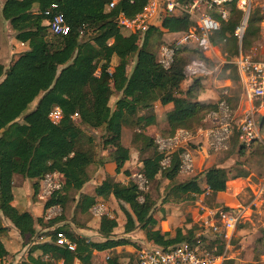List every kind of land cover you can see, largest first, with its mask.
Instances as JSON below:
<instances>
[{"label": "trees", "instance_id": "16d2710c", "mask_svg": "<svg viewBox=\"0 0 264 264\" xmlns=\"http://www.w3.org/2000/svg\"><path fill=\"white\" fill-rule=\"evenodd\" d=\"M108 3L109 0H4L1 5L2 17L13 31L14 40L24 50L13 54L7 65L0 61V262L10 254L3 239L15 248L14 253L29 247L20 264H94L98 261L93 252H107L111 264H121L116 253L132 244L127 236L137 229L143 232L148 243L162 248L193 243L196 241L193 228L185 233L176 228L168 238L161 235L160 224L167 214L164 206L193 203L208 190L204 200L211 207L218 204L217 194L226 190L227 182L220 178L222 170L216 167L178 179L180 155L189 149L187 146L174 152L169 166L163 169V155L157 151L154 138L146 132L153 128L167 138L179 129L193 131L217 110L220 98L215 103L198 100L205 92L202 79H193L186 90L181 88L188 81L183 73L185 64L201 61L211 65L214 61L199 49L180 48L176 50L173 65L165 70L156 62V53L150 47L149 39L153 35L169 37L185 32L191 21L180 12L163 14L161 21L150 26L140 38L119 28L116 17L120 13L135 16L143 9L145 0H122L113 10H108ZM232 8L228 19L221 23V29L212 34L211 41L220 45L225 54L234 55L237 53L234 32L242 13L235 8V3ZM58 14L69 27L66 36L55 35L50 30V22ZM260 20L257 15L249 18L242 40L244 50L257 41ZM110 40L112 44L108 45ZM2 48L0 35V54ZM234 70L239 83L235 67ZM240 96L241 89L235 103L225 98L232 110L237 108ZM34 103V109L24 114ZM157 104L172 105L161 127L157 124ZM54 106L62 111L57 124L48 117ZM126 127L133 129L132 147L140 157L144 155L139 162V173L149 182L161 175L158 210L149 193L142 194L132 182L123 185L109 174H105L93 196L81 193L93 178L89 173L93 165L97 171L114 164L116 174L126 172L132 157L130 148L122 142ZM87 130L102 132V148L109 150L106 157L97 158L93 138L85 134ZM225 152L228 156L236 154L235 167L253 169L259 177L264 176V148L257 139L246 148L239 143L238 136L233 135ZM246 152L248 161L243 160ZM54 172L60 174L63 184L44 203L43 212L59 206L62 213L58 217L44 222L43 215L36 218L13 205L17 181L27 180L36 198L42 179ZM110 198L119 204L125 219L123 223L116 217L95 218L91 214L94 205ZM248 199L242 205H246ZM71 204H74L73 216L88 215L85 223H80L79 219L68 221ZM221 209L232 212L227 207ZM73 224L78 229L98 234L102 241L94 242L74 233L70 226ZM248 224L240 222L237 231L250 230ZM120 226L126 237H115ZM37 227L40 230L55 228L38 235ZM12 229L17 237L11 235ZM58 233L75 244L73 251L56 245ZM39 238L44 240L35 243ZM198 239L206 243V249H224V244L210 232ZM234 240L237 239L234 237L231 244ZM36 252L39 254L35 256ZM263 252L264 235H261L252 251L253 260L259 259Z\"/></svg>", "mask_w": 264, "mask_h": 264}, {"label": "built area", "instance_id": "2783aa9c", "mask_svg": "<svg viewBox=\"0 0 264 264\" xmlns=\"http://www.w3.org/2000/svg\"><path fill=\"white\" fill-rule=\"evenodd\" d=\"M122 0H109L108 10H113ZM235 3V8L240 10L242 17L239 25L235 28L234 35L237 40V53L233 55L230 63L235 67L238 77L241 96L235 110L222 98L217 110L211 112L203 121V125L195 132L179 129L173 136L155 140L158 152L163 155L161 166L163 169L170 164L171 155L178 151L196 136H201L205 140L206 150L212 152L227 151L230 146L231 137L236 130L240 144L249 148L259 137L260 126L257 124L255 114L264 107V45L262 51L257 54L253 51H246L242 48V40L246 30L247 21L250 15V0H145L143 9L133 17L120 13L116 17L119 28L131 34L142 36L150 26L161 21L163 14L180 12L191 21L190 28L182 33L172 35L173 41L170 44H163L156 54V62L165 70L170 69L174 63L177 49L190 48L199 49L208 59H223L220 48L211 41L213 33L221 29V23L226 21L230 15V7ZM50 30L58 36H66L69 27L61 14L55 15L50 22ZM264 38V35H263ZM112 44V40L108 45ZM183 73L187 80L214 78V71L201 61H192L183 66ZM94 75H99L95 72ZM224 95L227 92H223ZM242 115L239 121L236 115ZM49 120L53 124L59 123L62 118V111L58 106H54L49 113ZM210 126H206L205 124ZM193 156L189 150H185L180 155V175H190L194 169ZM133 183L139 191H143L148 183L141 173L131 176ZM60 174L54 172L45 175L42 179L36 199L43 204L51 195L62 187ZM208 190L205 191L207 195ZM142 201V200H141ZM198 219L200 233L194 235L196 241L193 243L183 242L167 248L147 243L137 251V264H228L231 258L227 249L235 237L237 225L240 222L250 223L253 217V203L239 205L229 208L232 212H225L221 207L207 206L203 203V198L198 196ZM228 208V207H227ZM59 206H52L43 213L44 220L61 214ZM91 214L95 218L114 216L107 207L100 203L91 208ZM210 232L216 239L224 244V249L218 251L216 248L206 249V243L198 239L204 233ZM56 245L67 247L73 251L75 244L71 243L63 233H58Z\"/></svg>", "mask_w": 264, "mask_h": 264}, {"label": "crops", "instance_id": "0c3cea01", "mask_svg": "<svg viewBox=\"0 0 264 264\" xmlns=\"http://www.w3.org/2000/svg\"><path fill=\"white\" fill-rule=\"evenodd\" d=\"M0 9H1V5H0ZM169 37L172 38L173 36H169ZM12 41H13L12 43L14 44L17 43L14 40V38ZM3 45H4V42H3ZM10 54H11L10 56H12L15 53H10ZM206 56L209 57L208 55ZM213 60H214V57H213ZM185 84H190V83L187 81L184 83V85H181L182 90H186L190 86V85H185ZM226 86H230V85H203V87L205 88V92L200 94V96L198 97V100L204 103H213V102L215 103L216 101H218L220 96L216 97L215 94L213 93V90H216V88L219 89L220 87L224 88ZM171 106H172L171 104H168L166 106L157 104L155 106V112L156 113L158 112V124L159 123L160 125L165 124V116H166V113L171 110ZM263 123H264V118L262 120L261 125ZM194 142L196 145L191 146V143L193 144ZM200 146L201 148L202 147L204 148V149L202 148L203 153H200L199 155H197L198 156L197 159L200 158V161H197V160L194 161L193 172L190 175L178 174V178H180L181 180H184L186 178L192 177L193 175L203 173L205 169L210 168V167H216L218 169H221L222 172L220 173V178H222L223 180L227 182V187L225 191L217 194L216 203L218 204L217 205L213 204V205L216 207L231 208V207H236V206L244 204L247 201V199L250 198V200L248 199L249 201L246 203V205L249 203L254 204L252 219L254 220V218H256V215H258L259 222H260V223H257L256 221H251L250 224L252 225V227L250 230L236 231L235 238L239 241L236 245L231 244L229 246V248L227 249L228 256L231 258V260H234L235 262H239L240 264H244V263L258 264L259 262L261 264H264V252L260 255L258 260H253V258L250 261H246V259H242V258L240 259V255L243 251L245 253L249 252L253 256L252 251L256 247V239L260 237L261 235H264V220H262L264 217V176L259 177L257 175V172L253 169H248V168L242 169V168L235 167L234 163L238 158L236 155L232 157L233 160H231V157L227 158V157L219 156L220 158L213 157V160L209 158L207 162L206 161L203 162L202 160H205L208 158L207 154L205 153V148H206L205 140L201 136H196L187 145V147H189L190 150L196 149L197 147H199L200 149ZM183 147H186V146H183ZM114 169H115L114 164H107L105 165L104 169L98 170V173L96 174V177H95L96 182L94 183L95 185L93 186L91 191H87V188L85 187L88 184H86L82 188L81 193L93 196L95 188L102 181V179H104L105 174H109L112 178L122 182L121 176L122 175L124 176L125 173L116 174L114 172ZM16 183H17V186L15 190V197H14L13 205L18 209L19 207L24 208L25 210H20V209L19 210L29 211L36 218L42 216L44 213L43 204L39 203L36 198H32L33 192L31 190L29 182L27 180H24L20 182L17 181ZM205 196H206L205 192L199 195V197L203 198V203L207 205L204 200ZM197 199L193 203H188V204L165 205L164 209L166 210L167 214L165 216L164 221H162L160 224L161 235H166V238H168L169 235L172 236L174 234V231L176 228L181 229L182 233H185V231L193 228L194 235L199 234L201 229L199 228L197 224L198 212H199L198 210L199 203ZM110 200L115 201L114 198H110ZM6 225H9V224L6 222ZM11 231H12L11 235L14 237H17V234L15 233V231H13V229ZM75 232L79 234L80 236L87 237L91 241H94V242L102 241L101 236L89 230L77 228V230L75 229ZM136 238H141V235ZM138 240H139V244H143L144 242L145 244L148 243L146 240H142V239L141 240L138 239ZM2 241L10 254L4 260H2L0 264H17L21 259V254L13 256V253L15 252V248L12 247L11 243L8 240L3 239ZM124 248H125L124 249L125 251L131 252L133 256L135 254V258H136V250L132 246L131 247L127 246ZM120 250L121 249H119L118 251ZM105 253L106 252H93V256L96 259L97 257H100ZM130 260H131L130 258H125V259L119 258V260L117 261L122 264L124 261H126V264H131ZM134 262H135V259L133 263ZM58 264H61V262H59ZM108 264H111V263L109 262Z\"/></svg>", "mask_w": 264, "mask_h": 264}, {"label": "rangeland", "instance_id": "374dc122", "mask_svg": "<svg viewBox=\"0 0 264 264\" xmlns=\"http://www.w3.org/2000/svg\"><path fill=\"white\" fill-rule=\"evenodd\" d=\"M4 2V0H0V5H2V3ZM233 11V8H232V5L230 7V13ZM253 15H257L258 17L261 18L260 22H259V32H258V39L255 43H253L249 48L245 49L246 51H253L257 54H259L261 51H262V47L264 45V38H263V35H264V0H250V15H249V18ZM248 18V20H249ZM248 22V21H247ZM247 27V25H246ZM0 35L2 37V40L4 42V48H2V54H0V61L4 63V65H7L10 58H11V54L10 53H17L21 50H23V47L20 46L18 43H12L13 41V31L10 29L9 25H8V22L2 17V14H1V9H0ZM82 37V36H81ZM141 38V36H140ZM82 39V38H81ZM142 40V39H141ZM141 40L139 41V44H141ZM150 47H151V50L154 51L156 54L158 52V49L159 47L163 44V43H166V42H171L173 41V38H170L166 35L162 36V37H158L157 35H153L150 39ZM218 45V44H216ZM220 50H221V54L223 55V59L220 60V59H214L212 61H214L213 63H211V65H207L208 67H210L211 69H213L214 71V78H211V79H207L204 81V85H230V86H226L224 88L220 87L219 89L216 88V90H213V93L215 94V96H220V99L222 98H226V97H229L231 99V102L232 104L235 103V100L236 98L238 97L239 95V91H240V87H239V83H237L236 81V72L234 70V67L233 65L230 63V60L231 58L233 57V53H224L221 49V46L218 45ZM190 49V48H188ZM192 50V49H191ZM12 51V52H11ZM97 72V68L94 69V72ZM193 79H189L188 82L191 83ZM184 85V84H183ZM185 85H189V84H185ZM223 92H227L226 95L223 94ZM116 97L114 98L113 101H115ZM112 103V101H111ZM36 103L34 104H31L27 109L26 111L24 112V114H27L29 112H31L33 109H34V106H35ZM156 116H157V124H158V112L156 113ZM163 117V116H162ZM241 118H243L242 115L238 114L236 115V120H240ZM255 118H256V121H257V124L260 126V132H259V137L257 138V141L262 145V147L264 148V123L261 125L262 123V120L264 118V107L261 108V111L256 113L255 114ZM163 120V118H162ZM160 127V123L158 124ZM157 125V126H158ZM210 126V123L208 124H205V127L206 126ZM158 128V127H157ZM190 132H195L196 130H188ZM146 132L152 136L154 138V141L158 138V137H162L160 136V134H158L156 132V129H153V128H149L146 130ZM85 134L86 136H92L93 138V148H94V151L96 152L97 154V158L99 157H106L109 153V150H103L102 148V132L100 130H87L85 131ZM132 134H133V129H130L128 127L124 128L123 130V139H122V142L125 146L129 147L130 150H131V153H132V157H131V160H130V165L128 167V169L126 170L125 175L121 176L122 178V182L121 184L123 185H126L128 184L129 182H132L133 183V180L132 178H130L133 174L135 173H139V162H140V159L142 158V155L141 157L139 156V154L135 151V148L132 147L131 145V137H132ZM237 135V132L235 130L234 132V136ZM231 142V140H230ZM195 146V142L192 144L191 143V146ZM203 146V145H202ZM237 146V145H236ZM157 147V145H156ZM198 148V149H197ZM196 149H193V150H189V152L191 153V155L193 156V160H197V161H200V158L197 159V155H199L200 153H203V149L201 148L200 146V149L199 147H197ZM158 151V149H157ZM198 153V154H197ZM205 153L207 154L208 158L205 159V160H202L203 162L204 161H208V159H212L213 160V157H231V160L232 157H234L236 154L232 153L231 156H228V153L227 152H212L210 150H206L205 148ZM219 153V154H218ZM224 153V154H223ZM221 154V155H220ZM230 155V154H229ZM248 155L249 153L246 152L244 154V157H243V160L244 161H248L250 158H248ZM219 157V158H220ZM96 166H91L89 168V173H92L93 174V178H92V181H90L89 183H87L88 185L85 187L87 188V191H91V189L93 188V186L95 185L94 183L96 182L95 180V177H96V174L98 173V170H101V169H98L96 171ZM104 169V168H102ZM95 171V172H94ZM95 174H94V173ZM102 173V172H101ZM163 174V173H162ZM179 180H181L180 178H178ZM103 180V179H102ZM162 178H161V175L160 176H157L156 180L154 181H151L147 183L145 189L143 191H140L142 194H145V193H149V195L152 197V200H154L155 202V209L158 210V205H160V198H158V191L161 193L162 191L161 190H158V181H161ZM18 188V187H17ZM159 188H162V184L159 185ZM33 198V197H32ZM142 200V196L140 197V201ZM102 204H104L108 211L114 215L116 217L117 220H119V223H123V220L125 221L124 219V216H123V213L121 212L120 210V207H119V204L114 201V200H107L105 202H100ZM99 204V202L97 203ZM20 210H25L24 208H21L19 207ZM70 209L68 212H69V218H68V221H71L74 219H79V222L80 223H85L87 220H88V215L87 216H76L74 214V204L72 206V204L69 206ZM73 212V213H72ZM158 212V211H157ZM62 213V212H61ZM59 215H56L54 217H52L51 219L55 218V217H58ZM50 219V220H51ZM49 220H45L44 222H47ZM252 221H256L257 223H260L259 222V218H258V215H256V218H254V220L252 219ZM123 225V224H122ZM249 227H252L251 224H248ZM59 224L55 227H58ZM71 226V229L74 233L75 232V229L77 230V228L75 227V225H70ZM50 228V229H44V230H40V228L37 227V231H38V235H43L44 233H49L50 231H53V229L55 228ZM122 226L119 227V229L116 231V235L115 237H126L123 233H122ZM77 234V233H76ZM132 235V236H130ZM141 235V238H136V237H139ZM129 237L130 241L132 244L128 245V246H132L135 250H136V256H137V251L142 248V246L145 245V242L143 244H139V240L138 239H142V240H145V237H144V234L142 231L140 230H135L133 231L132 233L129 234ZM133 237V238H132ZM236 239V238H235ZM44 240V238H39L38 240L35 241V243H38V242H42ZM48 240V239H47ZM239 240H234V244L233 245H236L238 243ZM29 247H26L23 251H20V252H16L13 254V256L15 255H19L21 254V259L20 261L18 262L19 264L22 262V260L25 259L26 255H27V249ZM125 248H122L120 251H118L116 253V255H118V260L119 258L120 259H125V258H130L131 260V264L133 263L134 259L136 261V258H135V254L133 256V254L131 252H128V251H125L124 250ZM247 252V251H246ZM39 252H36L34 253V255H38ZM109 254L106 252L105 254H103L102 256L100 257H97L96 260L98 261L97 263L95 262L94 264H108L109 263V260L108 257ZM244 257V258H243ZM246 259V261H250L253 257L252 255L248 252V253H245L244 251L241 253L240 255V259ZM255 259V258H254ZM255 260H258V259H255ZM17 263V264H18ZM130 263V262H129ZM122 264V263H121ZM123 264H126V261L123 262ZM229 264H240L239 262H235L234 260H230L229 261ZM244 264H250V263H244ZM258 264H261L260 262Z\"/></svg>", "mask_w": 264, "mask_h": 264}]
</instances>
